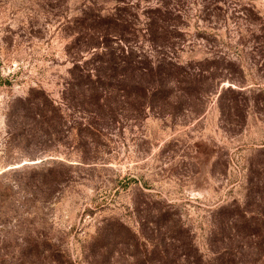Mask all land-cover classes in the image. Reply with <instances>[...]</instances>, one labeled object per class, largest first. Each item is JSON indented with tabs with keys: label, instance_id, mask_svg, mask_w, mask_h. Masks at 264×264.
Returning a JSON list of instances; mask_svg holds the SVG:
<instances>
[{
	"label": "rangeland",
	"instance_id": "rangeland-1",
	"mask_svg": "<svg viewBox=\"0 0 264 264\" xmlns=\"http://www.w3.org/2000/svg\"><path fill=\"white\" fill-rule=\"evenodd\" d=\"M129 2L0 0V264H163L164 242L212 264L264 245V0H180L163 51L194 97L105 114L73 70L102 51L99 12L142 26L155 4Z\"/></svg>",
	"mask_w": 264,
	"mask_h": 264
},
{
	"label": "trees",
	"instance_id": "trees-1",
	"mask_svg": "<svg viewBox=\"0 0 264 264\" xmlns=\"http://www.w3.org/2000/svg\"><path fill=\"white\" fill-rule=\"evenodd\" d=\"M129 1L116 0V3L124 5V8L127 9L128 6H131ZM154 1L155 4L144 12L142 26H136L132 21L127 20L126 13L122 12L120 6L103 14L99 12L92 19L89 29L100 31L102 51L100 54H96L94 58L96 64L92 68L85 66L79 69L75 67L74 69L77 68L79 73L77 74L73 70L75 75L73 80L94 98L92 105L99 108L100 112L113 114L115 111L112 106L114 102H116V106L118 104L129 106L134 104L137 110L140 107L139 111L143 112V108L145 109L147 106L172 104L170 96L178 97L179 90H183L190 96L196 92L192 85L194 84L193 71L187 70L185 66L176 63L172 58L164 57L167 55L163 50L170 49L168 45H174L172 40L178 37L177 33L179 34L178 19L181 9L178 2L180 0ZM126 34H130L131 38H127ZM94 39L97 43L99 37ZM139 39L140 43L144 42L147 45L146 50L136 43ZM109 40L115 45H109L107 43ZM95 42L90 47H95ZM179 99L177 102L186 103L181 98ZM241 238L243 239V237ZM165 239H169L168 246L177 247L178 242L175 243L177 238L170 236ZM151 245L153 248L156 247L153 242ZM164 245L165 248L161 250L160 254L158 253L160 255L158 261L163 264L190 263L189 259L193 257L192 254L168 249L165 242ZM244 245L251 247L256 252L241 254L240 251H236L233 253V249L229 251L226 247L214 255L212 264H231L238 260L247 263L257 258L256 256H264V245L260 240L251 239L249 244ZM257 250L260 251L258 255ZM232 254L241 256H238L235 261L234 258H231Z\"/></svg>",
	"mask_w": 264,
	"mask_h": 264
}]
</instances>
